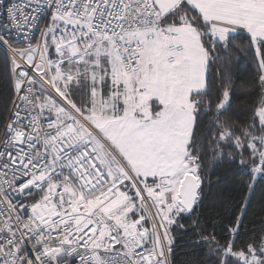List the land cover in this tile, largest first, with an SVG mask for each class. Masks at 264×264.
<instances>
[{"label": "snow or ice", "instance_id": "1", "mask_svg": "<svg viewBox=\"0 0 264 264\" xmlns=\"http://www.w3.org/2000/svg\"><path fill=\"white\" fill-rule=\"evenodd\" d=\"M0 48V264H170L189 231L214 264H264V219L239 241L264 185V0H0ZM201 121L213 167L249 168L220 239L198 217Z\"/></svg>", "mask_w": 264, "mask_h": 264}, {"label": "trees", "instance_id": "2", "mask_svg": "<svg viewBox=\"0 0 264 264\" xmlns=\"http://www.w3.org/2000/svg\"><path fill=\"white\" fill-rule=\"evenodd\" d=\"M238 51L232 53V74L235 80L242 85L252 80L257 74L255 62L246 51L249 38L246 33H238L231 38ZM9 65L6 54L0 48V117L7 115V109L11 99V85L8 75ZM252 99H255L254 97ZM249 100H241L237 111L240 113V121L249 119ZM208 125L201 121L199 132L200 151L202 158V179L204 181L201 191L200 207L198 209L199 221L207 233H214L217 239L227 235L226 227L231 225L234 213L237 212L243 199L241 192L244 185L249 182V168L247 164L225 163L212 166V141L205 139ZM233 155L238 153L233 152ZM247 153H245V159ZM247 219L240 230L239 241H248L264 219V185H258L248 199ZM196 217L185 216L182 223L190 225ZM175 249L171 254L172 264H214L210 260L208 245L196 243L199 235L195 232H178L174 234Z\"/></svg>", "mask_w": 264, "mask_h": 264}, {"label": "crops", "instance_id": "3", "mask_svg": "<svg viewBox=\"0 0 264 264\" xmlns=\"http://www.w3.org/2000/svg\"><path fill=\"white\" fill-rule=\"evenodd\" d=\"M241 32L246 33L248 35V33L246 32V30H244V29H237V31H236L235 34H238V33H241ZM235 34H233V35H235Z\"/></svg>", "mask_w": 264, "mask_h": 264}, {"label": "built area", "instance_id": "4", "mask_svg": "<svg viewBox=\"0 0 264 264\" xmlns=\"http://www.w3.org/2000/svg\"><path fill=\"white\" fill-rule=\"evenodd\" d=\"M1 50H2L3 53H5V51L3 50V48H1ZM5 54H6V53H5ZM175 247H176V246H175V243H174L173 250L175 249ZM170 264H172V262H171V256H170Z\"/></svg>", "mask_w": 264, "mask_h": 264}]
</instances>
